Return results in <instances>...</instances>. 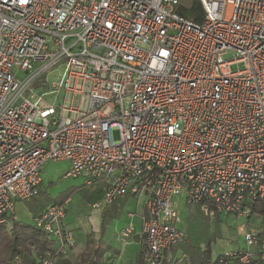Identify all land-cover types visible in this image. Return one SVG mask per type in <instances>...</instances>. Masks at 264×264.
<instances>
[{
  "label": "built area",
  "instance_id": "1",
  "mask_svg": "<svg viewBox=\"0 0 264 264\" xmlns=\"http://www.w3.org/2000/svg\"><path fill=\"white\" fill-rule=\"evenodd\" d=\"M199 2L193 21L181 0H0V225L40 194L49 160L103 185L94 207L144 196L147 264L183 238L175 196L210 217L253 216L264 198V0ZM68 201L34 215L52 242L36 264L71 244ZM262 228L248 225L245 248L212 264H264Z\"/></svg>",
  "mask_w": 264,
  "mask_h": 264
},
{
  "label": "rangeland",
  "instance_id": "2",
  "mask_svg": "<svg viewBox=\"0 0 264 264\" xmlns=\"http://www.w3.org/2000/svg\"><path fill=\"white\" fill-rule=\"evenodd\" d=\"M188 0H181L186 3ZM62 67L52 68L47 73L43 74L42 79L46 78L49 82L60 75ZM19 77L25 74L17 71ZM47 103H53V96H46ZM70 168L68 160H49L42 167V183L41 191L46 189V193L39 194L36 199L31 202L32 206L35 204H42V211L49 203L54 200L68 198L69 201L66 205L65 223L68 229L72 232L71 244H68L64 253H60L57 258L53 260V264L61 259L73 261L81 252L84 247V240L87 233H94L93 236L97 237L98 232L101 230L102 208L94 207V204L100 199L102 200L103 185L95 183L93 185H83V176H70L64 177V174ZM51 183V184H50ZM50 184V185H49ZM61 199V200H63ZM124 199V204L118 208L115 216L108 218L106 227L103 231V239L111 244L113 247L119 249V253L113 257L110 256L109 264H147L143 261L140 247L137 245L142 244L140 238V217L146 213L143 209L144 196L131 197L123 196L115 201L113 205L120 204ZM175 207L178 211V217L175 222L176 226L183 232L182 240L175 244L173 249L169 252L171 261L169 264H174L176 259H183L181 264H193L190 254L184 248H189V244L200 247L201 250L206 248V240L212 234L213 241L210 242L209 248L212 260L219 254L231 248H245L243 235L246 228L250 224H257L261 219L251 217H233L225 214L215 215L210 217L204 213L198 204L186 203L184 198L179 201V197L173 198ZM111 202V203H112ZM110 203V202H108ZM29 201H19L14 208V219L22 220L24 222L33 224L34 215L36 214L30 209ZM106 203H103V205ZM129 214H133L132 217ZM219 219V221H217ZM255 219H258L255 221ZM12 221V219H11ZM217 221V222H216ZM129 223H133L136 227L135 232L128 234L124 237L120 231L124 229ZM218 225V227L216 226ZM242 225L245 229L242 230ZM12 226L8 225L5 228L8 230ZM264 229V228H262ZM218 230L219 232H216ZM48 249L41 252L44 254ZM168 260V257L166 258ZM173 260V261H172ZM173 262V263H172ZM224 264V263H223ZM228 264V263H226ZM239 264V263H236Z\"/></svg>",
  "mask_w": 264,
  "mask_h": 264
},
{
  "label": "trees",
  "instance_id": "3",
  "mask_svg": "<svg viewBox=\"0 0 264 264\" xmlns=\"http://www.w3.org/2000/svg\"><path fill=\"white\" fill-rule=\"evenodd\" d=\"M177 10L184 17L193 21H199L202 17V8L199 0H188L186 3L181 2ZM44 193H46V189L40 191V195ZM66 195L67 194H65L60 199L54 200L53 202L61 201V199H63ZM36 198L37 197L29 200V207L35 214L39 212V210H41L44 206H42L40 203L35 204L36 207L32 206L31 202H33V200ZM113 203L114 202L106 203L101 207V230L98 232V236L94 237V233H87L84 240V247L73 261L61 259L56 261L54 264L110 263V256L113 257L115 254H118L119 249L113 247L103 239V231L106 227L107 219L115 216L118 208L124 204V199L120 202V204L113 205ZM250 214L253 215L249 217L250 219L251 217L261 219L257 224H250V226L260 228V226L263 225L264 228V198L251 203ZM217 221H219V219H217ZM216 226L218 227V225ZM216 232L219 231L216 230ZM213 239L214 236L210 234L206 240L207 244L204 250H201L200 247L192 244H189V248H184L185 251L190 254L193 264H212L217 261V257L212 260L209 248L210 242L213 241ZM51 246L52 242L50 241L48 234L42 229L36 227L34 224L17 220L13 217L12 226L10 229L7 230L5 226L0 225V264H36L41 252L45 251L46 249H50ZM167 257L168 260H166ZM170 261L171 255H169L167 251L164 255V258L162 259L161 264H169ZM137 263H141L140 259H138Z\"/></svg>",
  "mask_w": 264,
  "mask_h": 264
},
{
  "label": "crops",
  "instance_id": "4",
  "mask_svg": "<svg viewBox=\"0 0 264 264\" xmlns=\"http://www.w3.org/2000/svg\"><path fill=\"white\" fill-rule=\"evenodd\" d=\"M137 245L140 247V244L137 243Z\"/></svg>",
  "mask_w": 264,
  "mask_h": 264
}]
</instances>
